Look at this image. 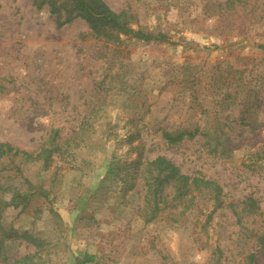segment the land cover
I'll return each instance as SVG.
<instances>
[{"label":"rangeland","instance_id":"1","mask_svg":"<svg viewBox=\"0 0 264 264\" xmlns=\"http://www.w3.org/2000/svg\"><path fill=\"white\" fill-rule=\"evenodd\" d=\"M101 1L166 41L0 0V143L36 154L57 130L62 146L45 166L0 159V200L20 195L0 264H264V0ZM165 127L196 133L167 146ZM140 154L221 194H170L146 222Z\"/></svg>","mask_w":264,"mask_h":264},{"label":"trees","instance_id":"2","mask_svg":"<svg viewBox=\"0 0 264 264\" xmlns=\"http://www.w3.org/2000/svg\"><path fill=\"white\" fill-rule=\"evenodd\" d=\"M35 1L33 0L34 4ZM47 2L49 12L54 14L58 27L78 18L86 22L92 36L99 38L114 40L115 38L118 39L119 35H125L143 41H166L163 34L154 36L140 31H133L126 22L123 13L110 11L101 0H63L58 4L51 0H47ZM261 48L264 49V46ZM195 131L196 129L173 132L170 128L165 127L161 129V137L167 146H171L180 142L184 137H194ZM57 133L58 131L55 130L54 135L48 140V145L41 148L36 154L20 151L8 144L0 143V159L10 157L18 158L23 162L41 161L42 166H45L48 164L53 152H57L59 148H62V146H58V143L55 142ZM214 140L218 141L216 138L209 139V141ZM65 146L68 147V141L65 143ZM137 165L138 171L136 175L138 176L139 174L138 179L141 181V184L140 189L135 191L134 194L140 195L143 193L147 210H143L142 215L145 217L146 222L155 218L156 214L161 210L159 205L161 203L164 204L170 194L172 195L171 200H178L187 195L190 196V199H193V196L197 197L202 195L217 198L221 194V189L216 183L200 175L189 176L181 174L178 167L164 156H155L152 159H148L146 156L140 154ZM16 197L20 198V195L16 194L12 196L9 202L0 200V215L4 207L12 203L16 205ZM247 201L250 202L251 209L254 208L251 205L252 200L247 199ZM21 261L23 262L24 260L22 259ZM91 261L92 256L85 254L83 262L88 263Z\"/></svg>","mask_w":264,"mask_h":264}]
</instances>
